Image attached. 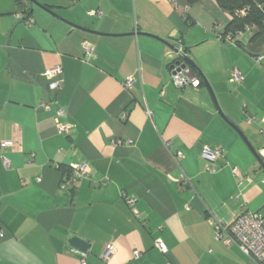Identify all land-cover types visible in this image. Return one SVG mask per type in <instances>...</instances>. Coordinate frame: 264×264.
Returning <instances> with one entry per match:
<instances>
[{"label":"crops","instance_id":"1","mask_svg":"<svg viewBox=\"0 0 264 264\" xmlns=\"http://www.w3.org/2000/svg\"><path fill=\"white\" fill-rule=\"evenodd\" d=\"M35 1L0 0V264H253L215 224L264 218V33L218 41L230 15L215 0ZM178 41L197 88L169 82ZM81 163L63 185L57 166Z\"/></svg>","mask_w":264,"mask_h":264},{"label":"built area","instance_id":"2","mask_svg":"<svg viewBox=\"0 0 264 264\" xmlns=\"http://www.w3.org/2000/svg\"><path fill=\"white\" fill-rule=\"evenodd\" d=\"M243 13V11H242ZM17 18L23 19V15H17ZM27 21L32 22V19L26 17ZM246 32H251V28L246 26L244 30L236 31L233 34L223 33L217 36L218 41L221 43H227L229 45H237L239 38ZM175 45L178 51L183 50V45L180 41ZM83 50L90 49L87 43L82 44ZM172 53L171 51L169 54ZM169 82L177 89H184L186 87L197 88L200 85V81L197 77L189 74L187 66L181 67V63H175L173 59L169 64ZM45 77L48 79V89L52 91H59L61 89L62 80V68L60 65H54L44 72ZM231 80L239 82L242 80V76L238 70L234 69L231 73ZM134 78L128 77L124 82L125 87H129ZM44 108H48L47 104L42 103ZM62 111H57V115L60 116ZM264 122V117H263ZM69 125L58 123L57 129L59 133H65L68 131ZM2 147H8L12 145L11 141H3ZM222 151L220 148H210L204 146L201 152L202 157L208 162L215 161L220 157ZM261 156V170L264 171V155ZM3 163L5 166H9L8 159L3 157ZM72 176L65 184H75L78 179L86 176L89 172L86 163L71 164ZM231 171L233 175L238 176L239 172L236 167H232ZM181 181H186L184 175L180 176ZM261 182L264 183V175L261 178ZM216 237L226 244L233 243L241 249V251L248 257L249 261L253 264H264V218L258 213L250 211L246 208L241 209L233 220L229 223H216L215 224ZM155 246L162 252H166V247L162 241L156 240ZM114 252V246L108 244L105 246L103 252L100 255L102 260H107L110 255ZM134 255H139L138 251H134ZM77 264H85L84 258H80Z\"/></svg>","mask_w":264,"mask_h":264},{"label":"trees","instance_id":"3","mask_svg":"<svg viewBox=\"0 0 264 264\" xmlns=\"http://www.w3.org/2000/svg\"><path fill=\"white\" fill-rule=\"evenodd\" d=\"M195 0H189L190 3ZM217 5L230 15V21L224 33L233 34L244 30L246 26L251 28L253 36L264 33V0H215ZM243 11V13H242ZM62 172L63 183L72 176L70 166L58 165Z\"/></svg>","mask_w":264,"mask_h":264},{"label":"water","instance_id":"4","mask_svg":"<svg viewBox=\"0 0 264 264\" xmlns=\"http://www.w3.org/2000/svg\"><path fill=\"white\" fill-rule=\"evenodd\" d=\"M32 3L34 4H38L36 3L35 0H31ZM170 51L172 53H170V57L172 58V60L174 59L175 60V63H181V67H184V66H187L188 69H189V74L191 76H196L195 74V71L196 73H198L200 76H203L201 71L196 67V65L190 60V58L187 56L186 54V50H185V47L183 48L182 51H178V49L175 47V46H170ZM257 160L259 162V167L256 169V171L260 170L261 169V158L257 157ZM255 171V172H256ZM69 243L81 250V251H85L86 248H87V244L86 242H84L82 239H80L79 237H72L70 240H69Z\"/></svg>","mask_w":264,"mask_h":264}]
</instances>
